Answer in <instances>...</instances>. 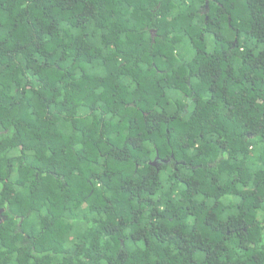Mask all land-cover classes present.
I'll list each match as a JSON object with an SVG mask.
<instances>
[{"label":"trees","instance_id":"1","mask_svg":"<svg viewBox=\"0 0 264 264\" xmlns=\"http://www.w3.org/2000/svg\"><path fill=\"white\" fill-rule=\"evenodd\" d=\"M0 264H264V0H0Z\"/></svg>","mask_w":264,"mask_h":264},{"label":"water","instance_id":"2","mask_svg":"<svg viewBox=\"0 0 264 264\" xmlns=\"http://www.w3.org/2000/svg\"><path fill=\"white\" fill-rule=\"evenodd\" d=\"M205 6L207 7V5H206V4H205ZM155 161H156V160H155ZM155 161H153V162H152V164H154V163H155Z\"/></svg>","mask_w":264,"mask_h":264}]
</instances>
